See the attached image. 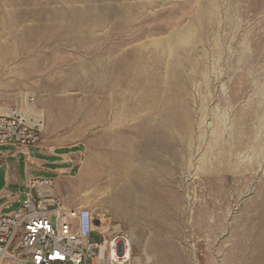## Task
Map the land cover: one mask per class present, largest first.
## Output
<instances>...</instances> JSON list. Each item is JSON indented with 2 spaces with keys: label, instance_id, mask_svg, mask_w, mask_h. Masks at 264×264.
Returning <instances> with one entry per match:
<instances>
[{
  "label": "rangeland",
  "instance_id": "374dc122",
  "mask_svg": "<svg viewBox=\"0 0 264 264\" xmlns=\"http://www.w3.org/2000/svg\"><path fill=\"white\" fill-rule=\"evenodd\" d=\"M11 107L135 264H264V0H0Z\"/></svg>",
  "mask_w": 264,
  "mask_h": 264
},
{
  "label": "built area",
  "instance_id": "2783aa9c",
  "mask_svg": "<svg viewBox=\"0 0 264 264\" xmlns=\"http://www.w3.org/2000/svg\"><path fill=\"white\" fill-rule=\"evenodd\" d=\"M28 112H0V146H37L41 128ZM56 182L30 178L21 207L0 215V264H135L131 235L104 213L65 203L54 193ZM92 232L101 239L90 237Z\"/></svg>",
  "mask_w": 264,
  "mask_h": 264
},
{
  "label": "crops",
  "instance_id": "0c3cea01",
  "mask_svg": "<svg viewBox=\"0 0 264 264\" xmlns=\"http://www.w3.org/2000/svg\"><path fill=\"white\" fill-rule=\"evenodd\" d=\"M0 148H10L0 149V215L11 213L21 207L28 191V180L39 177L35 173L42 170L46 172L52 168L51 171L57 174L58 180L71 176L77 167L75 159L67 157L72 152L60 155L58 154L60 148L56 147L47 149L31 145L24 151L12 145H3ZM54 193L56 194L55 189Z\"/></svg>",
  "mask_w": 264,
  "mask_h": 264
},
{
  "label": "bare ground",
  "instance_id": "6f19581e",
  "mask_svg": "<svg viewBox=\"0 0 264 264\" xmlns=\"http://www.w3.org/2000/svg\"><path fill=\"white\" fill-rule=\"evenodd\" d=\"M30 109L28 108V111H29ZM32 111V110H31ZM0 112H6V110H1ZM91 211V210H90ZM131 239H132V237H131Z\"/></svg>",
  "mask_w": 264,
  "mask_h": 264
}]
</instances>
